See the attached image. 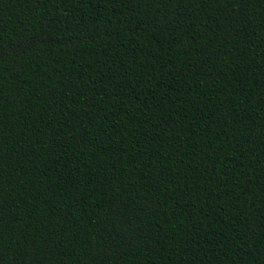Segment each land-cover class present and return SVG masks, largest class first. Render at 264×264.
Here are the masks:
<instances>
[{"label":"trees","instance_id":"1","mask_svg":"<svg viewBox=\"0 0 264 264\" xmlns=\"http://www.w3.org/2000/svg\"><path fill=\"white\" fill-rule=\"evenodd\" d=\"M0 264H264V0H0Z\"/></svg>","mask_w":264,"mask_h":264}]
</instances>
